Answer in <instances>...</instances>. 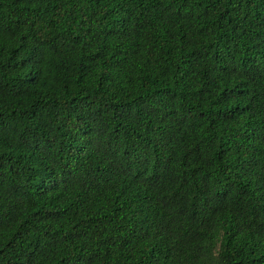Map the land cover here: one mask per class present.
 Instances as JSON below:
<instances>
[{
	"label": "trees",
	"instance_id": "1",
	"mask_svg": "<svg viewBox=\"0 0 264 264\" xmlns=\"http://www.w3.org/2000/svg\"><path fill=\"white\" fill-rule=\"evenodd\" d=\"M0 264H264V0H0Z\"/></svg>",
	"mask_w": 264,
	"mask_h": 264
}]
</instances>
